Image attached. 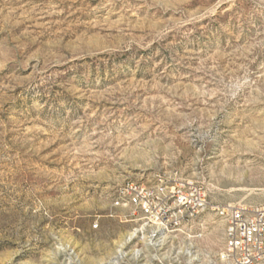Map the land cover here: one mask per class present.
I'll return each mask as SVG.
<instances>
[{
  "label": "rangeland",
  "instance_id": "rangeland-1",
  "mask_svg": "<svg viewBox=\"0 0 264 264\" xmlns=\"http://www.w3.org/2000/svg\"><path fill=\"white\" fill-rule=\"evenodd\" d=\"M172 178L187 225L113 205ZM263 204L264 0H0V264H223Z\"/></svg>",
  "mask_w": 264,
  "mask_h": 264
},
{
  "label": "built area",
  "instance_id": "built-area-1",
  "mask_svg": "<svg viewBox=\"0 0 264 264\" xmlns=\"http://www.w3.org/2000/svg\"><path fill=\"white\" fill-rule=\"evenodd\" d=\"M123 191L146 198L145 218L166 232L187 225L190 217L197 216L199 208L209 205L201 188L180 178L162 180L151 186L127 181L115 191V207L125 205L118 201V194ZM171 200H178V207H171ZM215 211L225 222L219 261L223 264H264V204L258 207L216 206Z\"/></svg>",
  "mask_w": 264,
  "mask_h": 264
},
{
  "label": "bare ground",
  "instance_id": "bare-ground-1",
  "mask_svg": "<svg viewBox=\"0 0 264 264\" xmlns=\"http://www.w3.org/2000/svg\"><path fill=\"white\" fill-rule=\"evenodd\" d=\"M118 201L132 206L134 210L140 213H145L146 198H139V196H133V193L130 191H123L119 192ZM173 202L175 203V207H178V200H173Z\"/></svg>",
  "mask_w": 264,
  "mask_h": 264
}]
</instances>
